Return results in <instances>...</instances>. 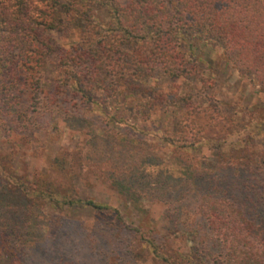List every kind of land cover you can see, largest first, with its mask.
I'll return each instance as SVG.
<instances>
[{"label": "rangeland", "instance_id": "1", "mask_svg": "<svg viewBox=\"0 0 264 264\" xmlns=\"http://www.w3.org/2000/svg\"><path fill=\"white\" fill-rule=\"evenodd\" d=\"M59 36L70 40L67 33ZM212 43H194L196 69L186 76L157 72L146 83L134 82L136 95L125 91L118 102L53 115L63 119L34 128L27 139L16 135L14 148L0 137V154L13 152L17 173L28 174L35 190L13 189L17 179L0 175V232L15 228V216L37 221L23 251L26 264H228L224 247L214 253L203 240L210 226L202 196L181 193L188 182L164 169L222 166V178L236 181L233 196H240L245 166L263 163L250 171L254 179L264 167V83L239 71L238 55ZM163 93L170 101L159 99ZM185 124L204 129L192 131L194 148L170 140L176 125ZM57 156L65 157L68 169L53 162ZM65 198H93L109 208L97 214L68 207Z\"/></svg>", "mask_w": 264, "mask_h": 264}, {"label": "trees", "instance_id": "2", "mask_svg": "<svg viewBox=\"0 0 264 264\" xmlns=\"http://www.w3.org/2000/svg\"><path fill=\"white\" fill-rule=\"evenodd\" d=\"M60 33H67L69 42L63 43ZM197 41H213L238 55L239 71L264 83V0H0V137L14 148L16 135L27 139L34 128L63 119L53 115L82 114L86 104L118 102L125 91L136 95L134 82L146 83L157 72L186 76L190 67L196 69L192 49ZM170 98L163 93L159 99ZM189 127L176 125L170 140L196 147L192 131L203 134L204 129L190 127L189 135ZM12 154H0V175L17 179L20 185L13 189L35 191L28 174L17 173ZM53 162L68 169L63 156ZM262 164L245 166L249 176L238 182L240 196H233L236 181L222 178V166L164 168L188 182L181 193L192 200L202 196L210 226L203 240L211 252L224 247L228 264H264V167L257 179L250 174ZM63 203L97 214L109 208L93 198ZM15 217V228L0 232L5 238L0 258L26 264L23 251L37 221Z\"/></svg>", "mask_w": 264, "mask_h": 264}]
</instances>
